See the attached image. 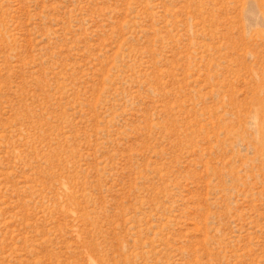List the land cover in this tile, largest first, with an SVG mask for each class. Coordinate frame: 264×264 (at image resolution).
<instances>
[{
    "label": "rangeland",
    "instance_id": "obj_1",
    "mask_svg": "<svg viewBox=\"0 0 264 264\" xmlns=\"http://www.w3.org/2000/svg\"><path fill=\"white\" fill-rule=\"evenodd\" d=\"M0 264H264V0H0Z\"/></svg>",
    "mask_w": 264,
    "mask_h": 264
}]
</instances>
